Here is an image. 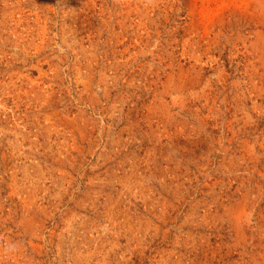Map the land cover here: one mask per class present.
Segmentation results:
<instances>
[{"label": "rangeland", "instance_id": "rangeland-1", "mask_svg": "<svg viewBox=\"0 0 264 264\" xmlns=\"http://www.w3.org/2000/svg\"><path fill=\"white\" fill-rule=\"evenodd\" d=\"M0 264H264V0H0Z\"/></svg>", "mask_w": 264, "mask_h": 264}]
</instances>
